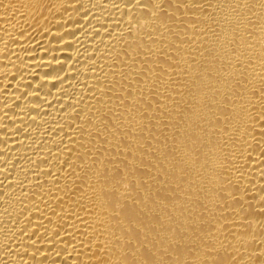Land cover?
Returning a JSON list of instances; mask_svg holds the SVG:
<instances>
[{
  "label": "bare ground",
  "instance_id": "6f19581e",
  "mask_svg": "<svg viewBox=\"0 0 264 264\" xmlns=\"http://www.w3.org/2000/svg\"><path fill=\"white\" fill-rule=\"evenodd\" d=\"M0 264H264V0H0Z\"/></svg>",
  "mask_w": 264,
  "mask_h": 264
}]
</instances>
